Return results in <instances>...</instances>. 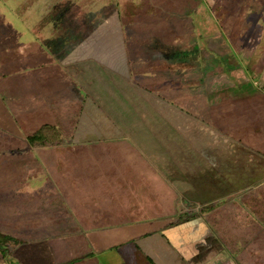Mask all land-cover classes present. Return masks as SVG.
<instances>
[{
  "label": "crops",
  "instance_id": "0c3cea01",
  "mask_svg": "<svg viewBox=\"0 0 264 264\" xmlns=\"http://www.w3.org/2000/svg\"><path fill=\"white\" fill-rule=\"evenodd\" d=\"M63 2L77 15L91 9L103 18L98 28L80 32L79 58L100 59L142 126H116L75 88V71L55 63L7 70L0 119L24 133L17 150L33 148L53 184L37 209L59 211L54 226H65L68 216L93 237L112 234L114 241L103 243L115 244L105 249L115 250L112 264H264V61L254 66L261 92L246 96L224 91L247 79L236 61L227 75L183 65L132 79L121 19L140 24L128 18L143 12L145 27L154 23L149 16L159 10L151 1ZM21 44L24 51L34 45ZM46 123L60 130V143L29 145L26 137ZM24 172L28 177L30 166ZM27 248L19 258L31 262Z\"/></svg>",
  "mask_w": 264,
  "mask_h": 264
},
{
  "label": "rangeland",
  "instance_id": "374dc122",
  "mask_svg": "<svg viewBox=\"0 0 264 264\" xmlns=\"http://www.w3.org/2000/svg\"><path fill=\"white\" fill-rule=\"evenodd\" d=\"M63 1L0 0V78L7 70L20 72L29 64H58L67 72L75 71V88L86 101L98 104L116 126H142L132 104L116 86V77L97 62L100 59L93 55L79 58L85 52L77 51L80 32L98 28L96 22L103 18H94L91 9L83 13L79 8L77 15L69 11L71 4ZM150 1V8L159 10V15L149 16L154 23L147 27L142 23L143 12L128 18L140 20L136 21L140 24H130L121 17V54L128 61L132 79L141 71L161 74L162 70L183 65L184 70L196 65L202 72L217 68L218 74L227 75L231 69L228 64L236 61L247 79L231 81L224 91L229 96L261 92L254 66L264 61V0ZM173 5L176 7L171 8ZM88 14L90 17H85ZM164 21L169 25L159 23ZM25 41L34 43L30 51H24L21 42ZM2 122L0 119V252L4 259L0 254V264H46L50 256L55 257L51 264H112L115 250H105L115 248L112 234L93 237L68 216L65 226H54L60 220L59 211L37 209L34 203L53 186L49 172L32 155L33 148L17 150L24 133ZM20 165L27 168L22 170ZM29 166L27 177L24 171ZM107 241L112 242L103 247ZM6 245L8 252L3 251ZM26 247L31 262L19 258Z\"/></svg>",
  "mask_w": 264,
  "mask_h": 264
},
{
  "label": "trees",
  "instance_id": "16d2710c",
  "mask_svg": "<svg viewBox=\"0 0 264 264\" xmlns=\"http://www.w3.org/2000/svg\"><path fill=\"white\" fill-rule=\"evenodd\" d=\"M61 138L62 135L60 130L55 125L46 123L43 124L39 129L34 131L32 134L28 135L26 137V140L28 144L31 146H37V145L46 146L49 144L60 143ZM7 248L8 246L6 245L3 251L6 252L5 250H7L8 252L9 248L8 249ZM9 253H11V251Z\"/></svg>",
  "mask_w": 264,
  "mask_h": 264
},
{
  "label": "flooded vegetation",
  "instance_id": "af4514ba",
  "mask_svg": "<svg viewBox=\"0 0 264 264\" xmlns=\"http://www.w3.org/2000/svg\"><path fill=\"white\" fill-rule=\"evenodd\" d=\"M0 254H1V253H0ZM1 257H2V259H4L3 256H2V254H1Z\"/></svg>",
  "mask_w": 264,
  "mask_h": 264
}]
</instances>
